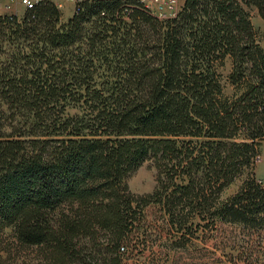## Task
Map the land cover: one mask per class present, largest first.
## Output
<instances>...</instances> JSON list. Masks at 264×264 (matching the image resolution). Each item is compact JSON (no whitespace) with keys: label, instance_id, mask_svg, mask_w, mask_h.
<instances>
[{"label":"trees","instance_id":"16d2710c","mask_svg":"<svg viewBox=\"0 0 264 264\" xmlns=\"http://www.w3.org/2000/svg\"><path fill=\"white\" fill-rule=\"evenodd\" d=\"M249 8L264 20V0H185L165 20L138 0L84 1L66 24L51 1L0 17V264H130L163 240L159 257L192 256L197 233L199 254L246 234L228 260L264 264V181L221 201L264 141ZM147 162L157 187L135 194Z\"/></svg>","mask_w":264,"mask_h":264},{"label":"rangeland","instance_id":"374dc122","mask_svg":"<svg viewBox=\"0 0 264 264\" xmlns=\"http://www.w3.org/2000/svg\"><path fill=\"white\" fill-rule=\"evenodd\" d=\"M55 3L62 12V23L66 24L68 21L74 16L76 11V4L70 0H50ZM139 1V0H138ZM144 1L145 6H150V8L154 11V17L157 18L158 15V6L154 3L153 0H141ZM184 1L180 0L176 3V10L180 11L183 7ZM250 16L251 21L254 25L257 42L264 50V20L259 16L258 11L255 8L247 9ZM14 11L18 13L20 18H23L26 11L22 6L14 7ZM174 16H168L166 19H171ZM165 20V19H164ZM233 66L230 60L226 61V64L223 68L220 69V74L222 75V83L225 87L226 96L232 97L235 95L236 89L231 86L229 83V76L232 72ZM75 111H72L74 114ZM255 178L258 181H264V141L261 143L259 147V156L257 157L254 167L252 169H247L241 177L235 180V182L227 188L221 197V201H226L233 195H235L243 183L250 178ZM127 183L131 189V191L135 194L144 195L150 194L154 192L157 187V170L152 162L145 163L141 168H139L136 172L131 174L127 179ZM206 222H202L204 225ZM244 235H239V238L235 240L233 239L232 244H230L225 252L217 251L214 247L209 246L205 248L206 252L195 253L196 250H202L206 247L203 242H201L202 233H197L193 238H191V243L187 246L189 252L194 253L192 256L186 255V253L180 252L178 258L175 256V252H170L168 255H156V250L158 247L168 245L166 240L157 242L153 248H150L146 252H140L138 250L133 256L130 264H241L239 262L231 263L228 260V256L237 257L238 254L243 249L245 243L243 242ZM246 246V245H245ZM155 251V252H154ZM181 251V250H179ZM35 255L31 251H23L20 258L21 261L24 259L34 258ZM262 262L264 261V246H263V255ZM216 260V262H213ZM182 262V263H181Z\"/></svg>","mask_w":264,"mask_h":264},{"label":"built area","instance_id":"2783aa9c","mask_svg":"<svg viewBox=\"0 0 264 264\" xmlns=\"http://www.w3.org/2000/svg\"><path fill=\"white\" fill-rule=\"evenodd\" d=\"M50 0H0V17L2 16H18V13L14 11V7L22 6L26 11L34 9L38 4ZM76 4V8L79 4L87 0H70ZM92 1V0H88ZM142 4L144 1L139 0ZM156 6H158V15L157 18L164 20L168 16H176L180 11L176 10V3L180 0H153ZM185 1V0H183ZM147 10L154 15V11L150 6H145Z\"/></svg>","mask_w":264,"mask_h":264}]
</instances>
